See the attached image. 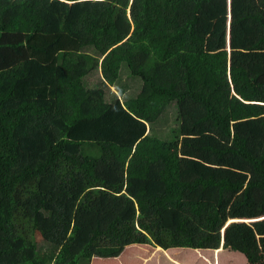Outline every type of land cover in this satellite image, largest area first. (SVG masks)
<instances>
[{
  "label": "trees",
  "instance_id": "obj_1",
  "mask_svg": "<svg viewBox=\"0 0 264 264\" xmlns=\"http://www.w3.org/2000/svg\"><path fill=\"white\" fill-rule=\"evenodd\" d=\"M263 7L264 0H230V8L229 0H0V264H91L133 243L215 249L211 264L233 244L245 264H264L249 245L234 244L248 236L235 239L226 221L240 214L228 208L233 192L264 194ZM125 73L142 80L135 95ZM187 100L202 113L195 125L211 133L198 142L213 136L205 156H234L239 169L246 163V183L239 172L182 176L184 129L172 139L152 131L170 104ZM253 125L260 139L248 146L240 130ZM199 185L207 191L193 199ZM253 210L243 215L264 213ZM251 224L244 225L258 246L264 218Z\"/></svg>",
  "mask_w": 264,
  "mask_h": 264
},
{
  "label": "rangeland",
  "instance_id": "obj_2",
  "mask_svg": "<svg viewBox=\"0 0 264 264\" xmlns=\"http://www.w3.org/2000/svg\"><path fill=\"white\" fill-rule=\"evenodd\" d=\"M200 18H198L199 20ZM230 20V18H227ZM200 25H203L204 23H199ZM206 25V24H205ZM213 27V26H211ZM203 36L206 38H210L211 35H206V33L200 32ZM232 35V28L230 24H227L226 26V40H227V49L229 52L231 51L230 47V38ZM122 68L127 69V64L125 62L122 63ZM130 73V72H129ZM123 77L124 83L127 84V88L131 90L130 95H135L138 90L140 89V85L142 83V80L140 78L139 81H134L132 78L129 77L128 73L124 74ZM89 81L90 84H94L95 80L93 76H90L86 82ZM135 82V83H134ZM137 82H139L138 86ZM141 82V83H140ZM116 91L115 87H111L109 94L113 95ZM122 99H125L123 95H121ZM202 116L201 111L195 109V105L192 104L191 101L187 100L183 104H181L179 107L176 106V104L172 103L168 107V110L165 112V114L162 116L158 124H156V130L152 131L153 134L160 136L164 139H172L173 138V130H177V128L182 126L181 129H184V135L183 142L182 137L180 134V139L182 144L190 143L184 146H180V156L184 155L185 157H182L181 164H180V171L182 176L187 180H192L194 178H197L201 174H204L205 176H216L217 178H221L223 175H226L224 172L215 171L213 167L209 169V166L206 164L215 161L217 158L216 154H210L208 156H205V153L203 151V146L207 145L209 143L208 141L213 139V136L208 137L207 140H200L201 138H204V136L211 134L208 131H203V128L200 125H195V120H198ZM195 122V123H194ZM204 125V124H202ZM196 139V140H194ZM192 142V143H191ZM194 142V144H193ZM234 158V157H229ZM236 165H239V161H234L230 167L233 169L236 167ZM212 166V164H211ZM208 169V170H207ZM238 172V170H237ZM251 174L252 171L250 169V166L246 163L242 164L241 173L243 175ZM251 176V175H250ZM256 176V174H255ZM250 178V177H249ZM252 178V177H251ZM249 180V179H248ZM257 189V187L247 188V190ZM205 191V190H203ZM245 188H241L239 191L233 192L231 195L228 196V202L230 201L232 207H234L233 203H235L236 207H234L236 210H239L240 214L233 215L234 217L231 219L232 222L230 225V231L233 234V237L235 239L239 238V235L242 234V237L247 235V239L245 241H239L235 240L234 244H237L238 246H244L249 245L248 247L254 255V258L256 259H264V253L262 252L263 246H256V244L253 242V233L254 231L248 227L245 226V214L247 206L251 209H254L253 211L255 213H261L264 211V208L261 207V204L259 201L254 200L255 198L251 195L247 194L245 192ZM218 194L217 190H211L210 193H207V195L216 196ZM205 198V197H204ZM254 198V199H253ZM229 204V205H230ZM221 208V207H219ZM231 208V207H230ZM232 211V208L230 209V212ZM264 216V215H262ZM238 223V224H235ZM240 224V225H239ZM32 240L35 242H41L42 237L39 232L34 233L33 231L30 233ZM255 241H262L264 240V234H257ZM233 245V244H232ZM232 245H227L228 247H223L224 250L220 251L218 254V260L216 259V262H219V264H245L247 263V258L245 256V253L243 250L239 247H232ZM154 247L145 243V244H139V243H133L125 248L123 253L119 257L115 258H101V257H94L91 261V264H176L174 262H171L170 259H168V256L166 257L164 254L160 252H154ZM171 256L178 261H180L182 264H211L215 261V256L217 257V253H214L213 250L209 249H203L201 252L197 251L195 248H188V247H182L180 249H172L169 251ZM205 256H208L209 259L204 258Z\"/></svg>",
  "mask_w": 264,
  "mask_h": 264
},
{
  "label": "crops",
  "instance_id": "obj_3",
  "mask_svg": "<svg viewBox=\"0 0 264 264\" xmlns=\"http://www.w3.org/2000/svg\"><path fill=\"white\" fill-rule=\"evenodd\" d=\"M229 8H230V2H229ZM261 13H264V7H263V9H262V11L261 12H259L258 14H261ZM260 18H261V20L264 22V14H261V16H259ZM229 18H230V16H229ZM227 24H230V20L228 19V21H227ZM264 118V117H263ZM259 119V118H258ZM257 120V119H256ZM257 129H258V127L256 126V125H253V126H250L249 127V130H247V129H245V128H242L240 131H242L241 133L242 134H245V133H247V136H246V139H247V142H248V146H250V144L252 143V142H254V141H256L257 142V140L258 139H260V138H257V136H255L256 135V131H257ZM235 131V124H233V132ZM234 157V156H233ZM237 160V158H229V157H227V156H225V157H217L216 158V160L215 161H213V162H211V160L209 161V163L208 164H206L207 166H209V169H211V167H213L214 168V170L215 171H219V172H224L226 175H223L222 177H225V176H227V177H229V178H231V177H233V175H231L232 174V172H237V170H238V172L239 173H241V169H239L238 167H234L233 169L230 167V165H232L233 163H234V161H236ZM211 164H212V166H211ZM208 170V169H207ZM250 175H252V174H246L245 175V183L248 181V179H250L249 177H250ZM221 177V178H222ZM234 178V177H233ZM203 190H205V191H207L206 189H202L201 188V186L199 185L198 186V188H197V191H198V195L196 194V192L194 193V197H193V199H196V198H199V196L202 194V192H204ZM247 194H249V195H252V193L254 192V195L256 196V198L254 199V200H256V201H261L260 200V198L259 197H261L262 195H264L263 194V190H261V189H259V188H257V189H254V191L252 192V190H247L246 189V191H245ZM198 196V197H197ZM191 197V198H192ZM200 197H202V196H200ZM231 202L229 201L228 202V204H230ZM233 205H234V207H236V205H235V203H233ZM232 208V209H235L234 207H232V205L230 204V205H228V208ZM262 215H264V213L262 214ZM262 215H260V216H262ZM260 216H256V217H260ZM234 216L232 215V216H229L228 218H227V220L226 221H228V219H232ZM248 220V217H246L245 216V223L247 224V225H249L250 227H252V224H251V222H249V221H247ZM225 221V222H226ZM229 229V228H228ZM258 244L261 246V241H259L258 242ZM258 245V246H259ZM157 248H160V247H154V252H160V251H157L156 249ZM172 249H180L179 247H175V248H170V249H167V250H163L162 249V251L164 252V251H170V250H172ZM153 252V253H154ZM200 252H201V250H200ZM161 253V252H160ZM165 253V252H164ZM170 253V252H169ZM166 254V253H165ZM172 258V260L173 261H176V262H178L177 264H182L180 261H178L177 259H175V258H173V257H171ZM204 258H206V259H209V257L208 256H205L204 255ZM169 259V258H168ZM171 260V262H173ZM210 260V259H209ZM175 263V262H174Z\"/></svg>",
  "mask_w": 264,
  "mask_h": 264
},
{
  "label": "clouds",
  "instance_id": "obj_4",
  "mask_svg": "<svg viewBox=\"0 0 264 264\" xmlns=\"http://www.w3.org/2000/svg\"><path fill=\"white\" fill-rule=\"evenodd\" d=\"M229 2H230V0H229ZM264 218V216H260V217H248V220L247 221H249V222H254V221H257V220H260V219H263ZM131 245V244H130ZM221 246H222V242H221ZM220 246V247H221ZM224 247V246H223ZM161 248V247H160ZM179 248H182V247H179ZM162 249V248H161ZM163 250H165V249H163ZM201 250H203V249H201ZM209 250H215V249H209ZM162 254H164L166 257H167V255L163 252V251H160Z\"/></svg>",
  "mask_w": 264,
  "mask_h": 264
}]
</instances>
